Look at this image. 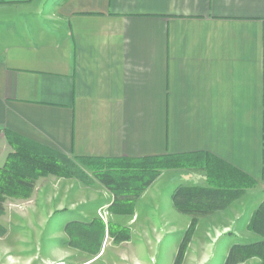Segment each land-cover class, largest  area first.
<instances>
[{
	"label": "crops",
	"instance_id": "0c3cea01",
	"mask_svg": "<svg viewBox=\"0 0 264 264\" xmlns=\"http://www.w3.org/2000/svg\"><path fill=\"white\" fill-rule=\"evenodd\" d=\"M7 133L74 157L216 156L256 183L206 217L250 234L246 210L264 199V0H0ZM188 178L208 184L201 168Z\"/></svg>",
	"mask_w": 264,
	"mask_h": 264
},
{
	"label": "rangeland",
	"instance_id": "374dc122",
	"mask_svg": "<svg viewBox=\"0 0 264 264\" xmlns=\"http://www.w3.org/2000/svg\"><path fill=\"white\" fill-rule=\"evenodd\" d=\"M3 139L0 159L10 145ZM4 162L0 160V167ZM174 169H163L128 215L109 210L114 194L98 180L86 185L75 178L39 177L31 196L8 198L0 213V264H174L191 217L174 207L172 194L180 184H200L188 178L190 168ZM256 202L243 206H248V216L260 201ZM93 218L107 226H125L130 240L116 243L107 233L98 255L65 243L68 221ZM221 220L219 216L200 218L182 264H224L233 244L259 239L253 232V237L234 230L222 233ZM242 264L262 263L255 257Z\"/></svg>",
	"mask_w": 264,
	"mask_h": 264
},
{
	"label": "trees",
	"instance_id": "16d2710c",
	"mask_svg": "<svg viewBox=\"0 0 264 264\" xmlns=\"http://www.w3.org/2000/svg\"><path fill=\"white\" fill-rule=\"evenodd\" d=\"M6 138L12 151L0 167V213L4 211L8 198H28L35 190L39 177L55 175L75 178L86 185L98 180L114 194L110 211L120 215L133 214L135 201L154 183L163 169H204L208 184H180L172 194L174 207L191 217L174 264L183 263L200 218L227 209L256 183L220 158L200 157L203 154L200 152L137 158L74 157L14 133H7ZM248 228L259 239L233 244L224 264H242L255 257L264 264V199L255 208ZM64 232L67 245L93 255L101 252L107 233L116 243L130 240L125 226H107L99 218L68 221Z\"/></svg>",
	"mask_w": 264,
	"mask_h": 264
}]
</instances>
